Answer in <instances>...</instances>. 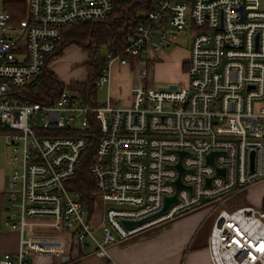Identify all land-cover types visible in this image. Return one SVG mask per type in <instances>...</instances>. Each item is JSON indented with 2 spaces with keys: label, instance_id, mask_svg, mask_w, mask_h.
<instances>
[{
  "label": "built area",
  "instance_id": "1",
  "mask_svg": "<svg viewBox=\"0 0 264 264\" xmlns=\"http://www.w3.org/2000/svg\"><path fill=\"white\" fill-rule=\"evenodd\" d=\"M25 3L18 23L0 11V135L12 149L10 227L53 220L71 245L85 250L93 242L95 254L105 257L110 246L204 208L209 217L216 214L208 240L212 264H264V210L227 208L234 196L264 181L261 0H151L140 22L108 48L96 86L110 85L116 64L136 62L146 76L148 61H157L174 37L190 34L187 85L170 90L141 83L129 104L108 98L97 107L69 89L51 105L20 103L12 93L50 68L66 26L107 19L115 0ZM93 116L95 190L85 197L67 183L88 153ZM173 197L177 202L159 215ZM98 207L100 240L93 221ZM29 250L23 239L21 250L5 254L0 264H31Z\"/></svg>",
  "mask_w": 264,
  "mask_h": 264
},
{
  "label": "crops",
  "instance_id": "2",
  "mask_svg": "<svg viewBox=\"0 0 264 264\" xmlns=\"http://www.w3.org/2000/svg\"><path fill=\"white\" fill-rule=\"evenodd\" d=\"M6 1L25 2L26 0H0L2 7ZM261 7L264 10V0H261ZM163 56L164 54L160 58ZM186 61L184 62L185 71L187 70ZM53 64L52 62L50 65L51 70ZM139 70L140 67L138 71H134L132 66L116 64L112 70L111 83L107 86L110 88L108 98L119 99L123 103L129 104L132 89L140 85L146 78L140 74ZM118 71L128 75L138 74V80L126 81L127 84H120L124 87L118 88L115 82ZM85 80L75 82H84ZM261 105L264 106V101ZM2 140L4 142L3 138ZM4 147L8 151V157L0 164V261L5 254L18 253L22 248L23 239H27L31 247L28 255L31 264H212L208 250V240L212 228L204 230L206 222L211 217L207 215L204 218L199 213L174 219L166 222L160 228L146 230L120 245L110 246L105 257L95 254V246L80 250L78 246L71 245L68 232L53 220L34 219L29 220L24 229L11 228L9 225V198L13 169L8 162L12 155V149L6 146L5 142ZM244 194L245 201L248 203L245 206H256L262 209L264 181L251 186ZM93 221L97 228L101 226L103 222L101 207H98ZM99 231H102L101 227L97 232ZM44 242H55L59 245L45 246Z\"/></svg>",
  "mask_w": 264,
  "mask_h": 264
},
{
  "label": "trees",
  "instance_id": "3",
  "mask_svg": "<svg viewBox=\"0 0 264 264\" xmlns=\"http://www.w3.org/2000/svg\"><path fill=\"white\" fill-rule=\"evenodd\" d=\"M151 0H134L126 2L115 0V7L111 15L103 21H79L66 26L63 30V40L51 59L60 57L64 50L72 45L78 46L87 54V61L83 63L87 71L84 82H73L66 87L52 72L45 69L37 78L25 87L15 89L13 98L20 103H39L51 105L55 103L66 89L78 93L91 106L97 107L96 80L106 69V58L101 54V47L116 44L131 28L135 27L144 13L148 11ZM3 11L10 13L13 23H18L26 16L24 1H6ZM132 69L138 71L139 66L133 62ZM1 132V131H0ZM87 138L90 142L88 153L82 158L75 177L67 183L72 191H80L89 197L95 190L94 180L90 174V164L96 152L99 139L98 125L93 117L90 119ZM262 210H264V201Z\"/></svg>",
  "mask_w": 264,
  "mask_h": 264
},
{
  "label": "rangeland",
  "instance_id": "4",
  "mask_svg": "<svg viewBox=\"0 0 264 264\" xmlns=\"http://www.w3.org/2000/svg\"><path fill=\"white\" fill-rule=\"evenodd\" d=\"M2 9L0 3V10ZM191 47V35L190 34H181L177 37H174L173 42L169 48L164 50V56L159 59L157 62L148 61L146 78L142 82L143 85H152L155 87H167L170 85H180L185 86L188 83V76L184 68V62L189 57V49ZM101 54L104 58H107L108 48L107 46L101 47ZM87 61V54L84 53L78 46L72 45L66 48L63 54L52 61L53 68L52 72L57 76V78L66 86L71 82L83 81L87 78V71L83 66V63ZM138 74H124L121 71H118L116 74L115 82L116 87H124L120 85L122 83L127 84L126 81L134 79L138 80ZM110 93V88L97 87V102L104 103L107 101ZM257 107V105H256ZM8 157V151L4 147V142L0 137V164L6 160ZM245 192L240 193L234 196L227 206V208L235 209L247 205L245 201ZM256 207V206H255ZM258 208V207H256ZM193 213L202 214L205 218L209 214V209H199L197 211L186 212L183 215H180L178 218L191 215ZM216 214L212 215L209 218V221L206 222L204 230H210L212 228ZM158 225L155 227H159ZM153 227V228H155ZM152 228V229H153ZM151 228L148 230H152ZM102 236V231L97 232V239L99 240ZM95 244L92 242L91 248H94Z\"/></svg>",
  "mask_w": 264,
  "mask_h": 264
},
{
  "label": "water",
  "instance_id": "5",
  "mask_svg": "<svg viewBox=\"0 0 264 264\" xmlns=\"http://www.w3.org/2000/svg\"><path fill=\"white\" fill-rule=\"evenodd\" d=\"M170 90H175L177 88V85H170L168 86ZM182 156L184 155V153L181 154ZM216 156V153H212L209 157H208V162L209 163H213V160H214V157ZM252 157H253V154H252ZM178 169L180 170V172L182 173L183 172V169L181 167V165H178ZM218 173L220 174H224V170H218ZM208 185H210V180H208ZM176 186L178 187V189L182 188L183 185L180 181V179H178V181L176 182ZM177 202V197H173V198H169L166 200L165 202V206L163 208V210L159 213V215L165 213L167 211V209L174 203ZM146 220L144 221H140V222H129V221H125L123 224L126 226V227H133L135 225H138V224H141L143 222H145ZM43 245L45 246H51V245H59V243H55V242H44ZM65 261H67V259H65Z\"/></svg>",
  "mask_w": 264,
  "mask_h": 264
}]
</instances>
